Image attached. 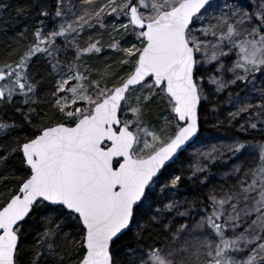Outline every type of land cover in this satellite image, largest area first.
I'll use <instances>...</instances> for the list:
<instances>
[{
	"label": "snow or ice",
	"instance_id": "6c2138e0",
	"mask_svg": "<svg viewBox=\"0 0 264 264\" xmlns=\"http://www.w3.org/2000/svg\"><path fill=\"white\" fill-rule=\"evenodd\" d=\"M51 6L0 55V264H264V0ZM221 103L239 135L206 147ZM186 148L223 183L181 197Z\"/></svg>",
	"mask_w": 264,
	"mask_h": 264
},
{
	"label": "trees",
	"instance_id": "16d2710c",
	"mask_svg": "<svg viewBox=\"0 0 264 264\" xmlns=\"http://www.w3.org/2000/svg\"><path fill=\"white\" fill-rule=\"evenodd\" d=\"M0 3H6L9 6L7 11L0 13V55H3L7 53V51L10 48L15 47L18 41L21 43L23 42L19 40V34L24 29L25 25H27L28 27L27 30L24 31L23 35L26 38L31 37L33 25L35 24V20L38 17H36V9L34 7H29V5L37 3V0H0ZM45 3L49 5V13L54 12V8L51 6L54 4V0H45ZM17 6H24V11L17 12L16 11ZM42 19H44V24L46 27L50 28L52 26L53 18L51 16ZM111 55L112 53H110L108 50H104L102 54H98V57H93V59L96 62H103L107 57ZM33 71H37V72L44 71L42 58L37 57V59L33 62ZM235 91L236 89H233V92ZM220 101H225V98L221 97ZM4 111L8 115L12 114L11 109H5ZM229 111L230 109L228 108L227 103L219 104L218 110L215 112L211 111L208 105H204L201 109L203 125L200 131V136H202L205 132L218 131L223 133L229 140L230 137H235L239 135L235 126L229 125L227 123V119H228L227 113ZM247 138L250 140L252 139L261 140L263 136L260 133H254L252 136ZM208 139L206 140V143L209 147H211L212 143H210ZM213 143L214 144H212V146L216 145L217 147H219V145L221 144V143L215 144V142ZM222 143L226 145L225 141ZM184 155H185V151L181 152V154L177 157V159L174 162L182 161ZM224 155L226 156L227 153L225 152ZM201 162L207 163L204 160H202ZM224 162L227 163V167L231 166V164L225 161L224 159H221L220 162L216 160V161H212L211 164L210 162L207 163L209 165V173L213 177L212 180L218 179L215 177L216 174L219 173L221 170L227 168L225 167L226 164H223ZM169 169L178 170L183 173V179L179 186V194L181 197H185V196L189 198L198 197L203 192L207 191L210 184L223 183V180L219 178L218 181L214 180L215 182H209L208 185H201L198 177L196 178L189 177L187 174H185L186 172L185 173L183 172L182 168L172 167L171 164L167 169H165V171H168Z\"/></svg>",
	"mask_w": 264,
	"mask_h": 264
},
{
	"label": "rangeland",
	"instance_id": "374dc122",
	"mask_svg": "<svg viewBox=\"0 0 264 264\" xmlns=\"http://www.w3.org/2000/svg\"><path fill=\"white\" fill-rule=\"evenodd\" d=\"M233 91V90H232ZM226 95H227V93H225V95L224 96H220L219 97V99H221V97H226ZM205 134V135H204ZM202 136H199L198 138H197V140H199L200 141V144H202V145H204V146H206L207 145V143H206V140L208 139V141L210 142V143H212V144H214L213 142H215V144L217 143V144H219V143H222V142H224L225 141V143H226V145L230 142V140H228V138L223 134V133H221V132H218V131H216V132H205ZM262 135V134H261ZM263 136V138H264V135H262ZM212 144H211V146H212ZM206 147H209L208 145L206 146ZM245 155H250V153L249 152H246L245 153ZM220 160L221 159H218L217 161L218 162H220ZM226 161V160H225ZM205 162H210V164H211V162L212 161H205ZM193 163H195V161H194V159H193V152H192V149L191 148H187L186 150H185V155H184V158H183V160L182 161H177V162H174L173 164H172V167H180V168H182L183 169V172L185 173V174H187L188 175V172L186 171L187 169H189V167H190V165H192ZM202 163V162H201ZM223 164H226V166L225 167H227V163L226 162H224ZM216 178H218V179H213V180H211L210 182H215V181H218L219 180V173H217L216 174V176H215ZM215 180V181H214Z\"/></svg>",
	"mask_w": 264,
	"mask_h": 264
},
{
	"label": "water",
	"instance_id": "95a60500",
	"mask_svg": "<svg viewBox=\"0 0 264 264\" xmlns=\"http://www.w3.org/2000/svg\"><path fill=\"white\" fill-rule=\"evenodd\" d=\"M184 150H185V149H184ZM171 163H172V162H171ZM171 163H170V164H171ZM170 164H169V165H170Z\"/></svg>",
	"mask_w": 264,
	"mask_h": 264
}]
</instances>
